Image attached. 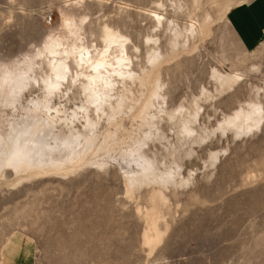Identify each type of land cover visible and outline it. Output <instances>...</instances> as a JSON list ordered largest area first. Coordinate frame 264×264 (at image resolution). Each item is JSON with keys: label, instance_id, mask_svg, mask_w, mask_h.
Returning <instances> with one entry per match:
<instances>
[{"label": "rangeland", "instance_id": "374dc122", "mask_svg": "<svg viewBox=\"0 0 264 264\" xmlns=\"http://www.w3.org/2000/svg\"><path fill=\"white\" fill-rule=\"evenodd\" d=\"M255 2L0 0V63L6 64L40 46L48 33L62 34L63 11H73L76 20L87 17L89 46L102 47L104 25L127 36L136 71L147 66V37L170 52V30L155 26V14L181 29L194 26L199 35L182 48L186 52L178 48L161 80L168 108L200 106L194 127L205 138L181 160L190 181L166 192L168 231L151 251L141 244L144 224L137 214L148 208L147 189L125 196L114 168L1 182L0 264H264V28L258 41L246 44L231 23L233 11ZM203 22L208 25L201 34ZM214 70L237 80L221 90ZM253 102L263 110L261 127L240 136L217 130L225 116ZM162 129L177 145L175 130ZM155 149L163 156L158 143ZM211 153L217 156L213 165Z\"/></svg>", "mask_w": 264, "mask_h": 264}, {"label": "bare ground", "instance_id": "6f19581e", "mask_svg": "<svg viewBox=\"0 0 264 264\" xmlns=\"http://www.w3.org/2000/svg\"><path fill=\"white\" fill-rule=\"evenodd\" d=\"M153 22L170 30V52L163 53L159 40L147 37V66L141 71L133 68L127 36L104 25L102 47L89 46L84 42L87 17L76 20L73 11L62 12V34L48 33L21 60L0 63V183L63 178L85 167L114 168L125 196L147 189L148 208L137 214L144 224L141 244L150 251L168 231L163 218L166 192L190 181L181 173V160L192 156V146L205 139L194 127L200 106L194 102L168 108L161 80L163 67L178 48H188L198 31L192 25L181 29L161 14H155ZM212 77L221 90L237 80L217 70ZM35 87L37 95L25 98ZM71 100L78 103L68 107ZM262 114L259 104L248 103L225 116L217 130L240 136L261 127ZM162 126L175 130L177 145L169 142ZM155 143L163 148V156L155 151ZM216 157L210 154V165Z\"/></svg>", "mask_w": 264, "mask_h": 264}, {"label": "crops", "instance_id": "0c3cea01", "mask_svg": "<svg viewBox=\"0 0 264 264\" xmlns=\"http://www.w3.org/2000/svg\"><path fill=\"white\" fill-rule=\"evenodd\" d=\"M231 23L244 43L258 41L264 28V0H256L252 6L233 11Z\"/></svg>", "mask_w": 264, "mask_h": 264}, {"label": "built area", "instance_id": "2783aa9c", "mask_svg": "<svg viewBox=\"0 0 264 264\" xmlns=\"http://www.w3.org/2000/svg\"><path fill=\"white\" fill-rule=\"evenodd\" d=\"M48 25H50L51 24V22H52V17H51V15H48L47 17H46V21H45Z\"/></svg>", "mask_w": 264, "mask_h": 264}]
</instances>
